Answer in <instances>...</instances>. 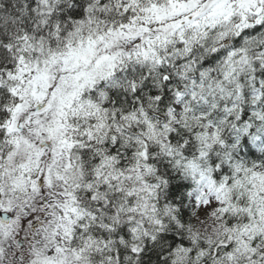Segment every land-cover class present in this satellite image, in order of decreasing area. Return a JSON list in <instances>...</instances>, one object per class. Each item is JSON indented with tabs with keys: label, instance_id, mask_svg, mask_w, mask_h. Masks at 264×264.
<instances>
[{
	"label": "snow or ice",
	"instance_id": "1",
	"mask_svg": "<svg viewBox=\"0 0 264 264\" xmlns=\"http://www.w3.org/2000/svg\"><path fill=\"white\" fill-rule=\"evenodd\" d=\"M0 264H264V0H0Z\"/></svg>",
	"mask_w": 264,
	"mask_h": 264
}]
</instances>
